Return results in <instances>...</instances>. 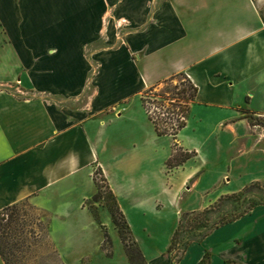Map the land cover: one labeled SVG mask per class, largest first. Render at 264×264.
<instances>
[{"label": "crops", "instance_id": "obj_1", "mask_svg": "<svg viewBox=\"0 0 264 264\" xmlns=\"http://www.w3.org/2000/svg\"><path fill=\"white\" fill-rule=\"evenodd\" d=\"M179 74L196 94L174 140L194 156L168 172L171 145H157L151 122L147 131L140 99ZM262 119L264 0H0V211L26 201L47 212L65 264H124L114 233L111 256L101 250L109 214L99 209L96 220L85 206L95 171L131 228L128 210L155 212L156 191L173 189L165 170L178 175L173 204L220 168L219 186L237 185L226 195L264 180ZM205 255L207 264H264V203L175 264Z\"/></svg>", "mask_w": 264, "mask_h": 264}, {"label": "rangeland", "instance_id": "obj_2", "mask_svg": "<svg viewBox=\"0 0 264 264\" xmlns=\"http://www.w3.org/2000/svg\"><path fill=\"white\" fill-rule=\"evenodd\" d=\"M170 85L177 86V89L173 92L174 95H172V93L165 91V88L167 87L166 84L160 83L153 89L152 92L143 93L141 96L140 99L141 107L146 116L145 127L149 132L152 131V126L149 123L151 121L148 119V115L151 113L152 116H154L153 102L157 101L156 99H159L158 97H154L152 94L161 92L163 98H168L172 96L181 97V94H177V92L183 88H186L187 78H185V76L177 77L171 81ZM192 102L193 101L188 103L189 107ZM188 113H189V109L187 115ZM262 122L264 124V119H262ZM160 137L161 138L157 140L158 141L157 145L160 146V148H166L168 144L169 146L171 145V152L174 148H178V147H174L175 140L172 136L166 135ZM159 162L160 159H155L152 161L156 169L159 167L160 164ZM165 167H166V163H165ZM167 171L169 172L168 169ZM168 172H166L165 170L162 173V181L164 184H168V186L172 185L173 189H171L169 192L162 191L160 193H157L156 191V199L158 200L157 203L158 206L155 212L148 209L140 210L138 212L133 209L128 210V216H129L128 223H130L132 228V230H130V232L132 231L130 240L126 239L125 243H123L118 231L115 229L113 224L112 227L110 220H105L104 222L106 223L104 224V226L100 225L101 233L103 235L101 250L107 257H110L113 252L110 234L113 235L114 233V236L117 237L120 243L121 257L124 261V264H148L147 259L150 257L152 258L164 257L166 259H169L172 262V264H175L174 261L180 257L186 241L190 237H192V235H197V234L199 235L200 233L206 231V229H208L209 227L212 228L214 226V223L219 222L221 218L225 215H226L225 218H227L231 214L233 213L236 214L238 212H241L251 205L264 203V180L254 183L244 188L242 191L238 193L226 195L230 190H235L237 188V185H234L233 182L234 178H233L231 186H227V187L219 186L218 184L220 179L219 177L221 175V168H220L217 169L214 173L208 174L207 176H205V178L201 179L199 184L192 190L191 193L186 194L184 193L185 191L179 192L177 204H173L174 199L172 193L176 189V186L178 185L177 183L178 175L168 174ZM93 178H96L100 187L99 189L96 188L97 192L95 195L98 196V199L95 202H92L91 199H89L87 201L86 206L88 210L91 212V214H93V216L96 218V220H99V214H98L99 209H103L109 214L106 203L110 201V194L106 189V185H105L106 182L104 183L100 181L102 175L99 171L94 172ZM245 181H246L245 178H243L240 184H242ZM218 197L220 198L230 197V199H225L224 201H222L220 205H217L220 199ZM203 198L205 199V202H207L208 200L214 201L216 198L218 199L213 203H211L209 206L204 208V209L207 208L212 209L209 215L197 216L196 219L190 217L182 221V224L180 225V232L175 240L174 247L171 251H169L171 238L175 229L178 226L180 216L187 213V211H185L186 209L196 208L199 202L201 201V199L203 200ZM178 208H180L181 210L180 216L176 214ZM19 210L21 213H25L27 217L35 216L41 218L43 222L49 221V214L47 212L31 206L27 202L22 203L20 205ZM207 219H209L210 221H207ZM195 225H201V226L197 227ZM202 225H204L205 227H202ZM237 231H241V228L236 230V232ZM104 234H107L109 244L104 243ZM49 240L58 255L59 261L65 264L61 260L54 243L51 241L50 238ZM126 245L130 246L131 248L130 250H132V255L130 257L126 253L127 251L125 247ZM106 251L109 252V255L106 254L107 253ZM135 251L139 252V255H137ZM142 252H144L146 257L143 255ZM89 262H90V257H87L80 259L77 264H89ZM207 263H208V257L207 255H205V257L202 259L200 264H207ZM226 264H231V263L227 261ZM239 264H245V261Z\"/></svg>", "mask_w": 264, "mask_h": 264}, {"label": "trees", "instance_id": "obj_3", "mask_svg": "<svg viewBox=\"0 0 264 264\" xmlns=\"http://www.w3.org/2000/svg\"><path fill=\"white\" fill-rule=\"evenodd\" d=\"M177 77H183V75L179 74L174 77H171L168 80L160 82L167 85L165 91L172 93V95H174L173 92L177 89V86H171L170 84L171 81ZM157 85L147 89L143 93L152 92ZM177 94H181L180 99L183 100L185 104H188L189 102L193 101L196 94V88L187 80L186 88L181 89L180 91L177 92ZM152 95L154 97H159L161 99L160 101L158 102L154 101L153 103H155L158 106H163L162 103L163 96L161 92L153 93ZM188 109H189L188 105L182 106L179 104H173L171 106V109L169 110V113H175V114L183 113L184 116H186ZM148 119L151 121L157 136L170 135L175 139L178 130H180L185 126V122L182 121L179 123L177 129H175L172 133H169L166 128H163L161 126L160 121L153 120V118L150 115H148ZM174 147H177L175 143H174ZM193 156H194L193 153L183 152L180 148H174L171 152L169 159L166 161V167L168 170H171L173 168L181 166L184 162L191 159ZM93 180L96 188L99 189L100 187L96 178H93ZM100 181L104 183L106 182L103 177L100 179ZM105 185H106V189L110 194V201L106 203V206L110 214L111 222L114 225L115 229L118 231L122 242L125 243L126 239L130 240V236H131L130 229L107 183ZM97 199L98 196L94 195L91 198V201L95 202ZM225 199H230V197L220 198L217 205H220L222 201H224ZM87 201L85 202V206L87 204ZM24 202H20L18 204L6 207L0 211V258L3 264H63L59 261L58 255L49 240L48 222H43L39 217H35V216L27 217L25 213H21L19 208L20 205ZM257 205L259 204L251 205L241 212H238L236 214L234 213L231 214L227 218H225L226 216L225 215L221 218L219 222L214 223V226L212 228L209 227L208 229H206V231L200 233L199 235L198 234L192 235V237H190L186 241L180 257L187 250L188 246L191 243L201 242L213 229L223 226L232 221H235L236 219L247 214L252 208H254ZM211 210L212 209L207 208L199 212H192L181 215L178 222V226L172 235L171 242L169 245V251H171L174 247L175 240L180 232V225L182 224V221L184 219L190 217L196 219L197 216H201V215L207 216L211 213ZM207 221L210 220L207 219ZM195 226L200 227L201 225H195ZM202 227L205 226L202 225ZM104 243L109 244L107 234H104ZM125 247L127 250L126 253L130 257L132 255V250H130L131 248L128 245H126ZM106 252H107L106 254L109 255V252L108 251ZM135 253L139 255V252L135 251ZM180 257L174 262L175 263L178 262Z\"/></svg>", "mask_w": 264, "mask_h": 264}, {"label": "built area", "instance_id": "obj_4", "mask_svg": "<svg viewBox=\"0 0 264 264\" xmlns=\"http://www.w3.org/2000/svg\"><path fill=\"white\" fill-rule=\"evenodd\" d=\"M117 28H121V24H117ZM177 96V95H176ZM159 98V97H158ZM157 102L161 99H156ZM163 106H158L154 103V111L153 115L150 113L149 115L153 118V120H157L161 122V126L166 128L169 133H172L175 129H177L180 122L186 120V116L183 113L175 114L169 113L171 106L173 104H179L182 106L188 105L180 99V97H168L162 99ZM179 131V130H178Z\"/></svg>", "mask_w": 264, "mask_h": 264}]
</instances>
